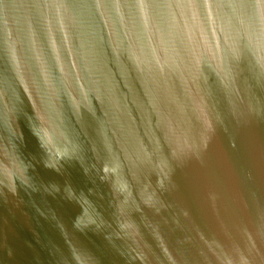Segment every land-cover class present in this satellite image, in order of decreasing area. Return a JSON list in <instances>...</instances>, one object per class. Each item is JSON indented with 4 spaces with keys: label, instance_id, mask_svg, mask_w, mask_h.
<instances>
[{
    "label": "water",
    "instance_id": "obj_1",
    "mask_svg": "<svg viewBox=\"0 0 264 264\" xmlns=\"http://www.w3.org/2000/svg\"><path fill=\"white\" fill-rule=\"evenodd\" d=\"M0 264H264V0H0Z\"/></svg>",
    "mask_w": 264,
    "mask_h": 264
}]
</instances>
